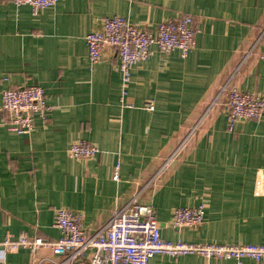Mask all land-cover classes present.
<instances>
[{"label":"crops","instance_id":"crops-1","mask_svg":"<svg viewBox=\"0 0 264 264\" xmlns=\"http://www.w3.org/2000/svg\"><path fill=\"white\" fill-rule=\"evenodd\" d=\"M107 17L153 33L162 21L189 17L198 34L186 58L152 47L132 68L123 97L116 50L106 46L91 64L85 42ZM263 46L264 0H60L37 16L0 0V242L23 234L58 239L59 208L81 213L96 234L138 196L155 209L166 241L264 245V197L254 195L264 170V116L229 133L226 109L232 86L264 95ZM30 85L44 89L49 120L36 117L30 134L11 132L2 91ZM78 141L100 153L70 158ZM200 204V227L173 225L174 209ZM41 257L0 251V264H37ZM90 258L88 252L71 264ZM149 264L235 262L157 255Z\"/></svg>","mask_w":264,"mask_h":264},{"label":"built area","instance_id":"built-area-1","mask_svg":"<svg viewBox=\"0 0 264 264\" xmlns=\"http://www.w3.org/2000/svg\"><path fill=\"white\" fill-rule=\"evenodd\" d=\"M60 0H11L16 6H29L33 15L54 7ZM198 34L192 19L180 17L162 21L153 33L143 30L122 17H107L100 29L85 37L91 64L99 63L106 46L114 48L120 59L118 71L122 79V95L128 94L132 68L146 61L152 54V47L168 55L178 51L186 58L192 50ZM258 57L264 62V46ZM152 109L153 103H146ZM2 109L9 118V130L18 134H30L34 119L49 120L51 108L47 105L45 91L39 85L20 86L2 91ZM227 130L233 133L237 124L259 121L264 116V95L242 92L236 86L227 93ZM185 141L192 136L198 125L193 127ZM100 153L95 145L78 141L70 145L68 156L72 159H89ZM174 159L170 157L159 168L162 173ZM113 179H119L118 172ZM254 195L264 197V170H259L254 183ZM205 204L193 208H176L172 212V223L178 228L196 229L204 223ZM53 227L60 232L55 240L41 237L31 238L27 234L17 238L6 237L0 242V251L17 252L29 250L35 256H42L37 264H71L75 259L91 253L89 264H149L157 255L177 258L182 255H197L205 261L212 259L233 260L244 264H264V245L214 244L171 242L161 237L160 224L155 209L135 196L126 206L112 213L111 218L96 233L85 228L81 213L66 208L55 211Z\"/></svg>","mask_w":264,"mask_h":264},{"label":"trees","instance_id":"trees-1","mask_svg":"<svg viewBox=\"0 0 264 264\" xmlns=\"http://www.w3.org/2000/svg\"><path fill=\"white\" fill-rule=\"evenodd\" d=\"M189 138H190V137H189ZM189 138H188V139H189ZM185 208H186V207H185ZM187 208H188V207H187ZM189 208H193V207H189Z\"/></svg>","mask_w":264,"mask_h":264}]
</instances>
